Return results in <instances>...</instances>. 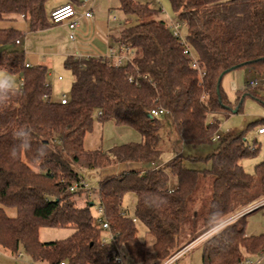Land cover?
Instances as JSON below:
<instances>
[{"label": "trees", "instance_id": "trees-1", "mask_svg": "<svg viewBox=\"0 0 264 264\" xmlns=\"http://www.w3.org/2000/svg\"><path fill=\"white\" fill-rule=\"evenodd\" d=\"M48 1L0 0V69L23 77L20 91L0 106V247L25 253L32 264H120L115 255L121 247L134 264H146L153 255V264H160L218 227L201 242L202 264H242L248 256L261 255L264 234L247 235L249 213L225 223L223 230L219 225L264 196V159L252 172L242 163L261 150V143H251L247 133L264 125V118L238 132H218L221 116L241 111L245 97L264 99L250 81L236 89L235 101L222 85L236 69H251L264 80V0H170L178 21L186 25L185 37L201 70L192 66L170 24L159 17L161 7L119 0L126 22L112 37L129 51L130 60L117 64L106 56H67L65 67L74 79L66 103L53 98L46 64L27 66L25 50L16 47L23 32L2 25L21 15L32 31L54 25ZM156 109L168 113L155 115ZM95 119L130 125L142 139L88 149L85 138ZM166 119L183 144H211L219 136L216 149L206 156L177 152L161 164ZM186 161L210 166L190 168ZM134 162L140 166L98 182V204L115 234L114 241L103 245L92 191H71V186L85 178V171ZM170 173L177 179L175 189L169 187ZM209 177L212 192L201 226L188 225L190 203ZM83 193L84 201L77 198ZM127 194L136 198L133 216L123 206ZM6 207L15 208L17 215H8ZM139 223L152 236L151 250L139 237ZM46 226L74 231L45 242L40 230Z\"/></svg>", "mask_w": 264, "mask_h": 264}, {"label": "rangeland", "instance_id": "rangeland-1", "mask_svg": "<svg viewBox=\"0 0 264 264\" xmlns=\"http://www.w3.org/2000/svg\"><path fill=\"white\" fill-rule=\"evenodd\" d=\"M60 0H49L47 3V8L50 10L51 7L59 2ZM141 2H148L150 3L151 6L153 7H161L164 11L159 15L160 18L166 19V21L171 24L173 21H178L177 14L172 8V5L170 3V0H138ZM102 5L104 6V12L107 9H110L113 13V15L117 16L119 18L118 21H121V25H125V20H126V15L123 13V11L120 9V1L119 0H102ZM110 7V8H109ZM186 30V27H184V31ZM118 31V30H114ZM116 33V32H114ZM118 33V32H117ZM63 37V36H62ZM92 36L89 38H85L82 40L79 36L75 40H72V42H82V46L85 48L90 46L92 50H94V45L90 44V39ZM69 37L64 36L62 40L64 43L68 41ZM35 40V39H32ZM70 40V39H69ZM101 40V39H100ZM98 39V41H100ZM23 39V44L21 45H16L17 48L19 49H25V43ZM36 42L34 41L33 43V52L37 51ZM54 44H51V42H43V45L40 48L41 53L45 54V57L47 58L49 62L51 61L50 56L52 55L51 53L55 52L56 48ZM59 58L56 61V67L51 68L52 71V76L49 77V80L52 84V88L54 90L53 98H60L63 94H66L67 96L70 95V89L72 87V82H73V74L72 72L65 67V60L66 57L65 55H58ZM46 58L43 60H40V62H32L33 65L37 64H43L46 61ZM51 63V62H50ZM12 74V73H11ZM13 78L16 81L17 87H20L21 84V79L19 75L12 74ZM62 76L63 79L59 80L58 77ZM256 75L251 69L245 68V69H236L234 71H231L227 73L222 81L223 88L226 90L228 93L229 97L231 100L235 101L236 99V88H244L246 84L249 81H252L256 79ZM235 81H234V80ZM233 80V81H232ZM233 85H237L236 88L234 89ZM257 89V91L260 94L264 95V80L259 79V84L254 87ZM165 116V115H164ZM264 118V99L259 100V99H254L252 97H245L243 100V106L242 110L239 112L232 113L228 117L221 116V125L218 134L223 135L228 132H238L240 130H243L247 127V125L250 122H253L258 119H263ZM164 123L167 124L163 128V139L160 143V146L163 150L161 154V161L163 163L168 162L169 160L173 159L176 155L177 152H183L185 155L192 154L195 156H206L209 153L213 152L218 144V139H215V141L211 144H206V145H200V146H191V145H186L183 144L179 134L177 133L176 130L173 129L168 123L167 119L164 120ZM263 126V125H262ZM260 126V127H262ZM258 127L257 129L250 130L247 133V138L248 140L252 143L255 139L257 140L258 144L261 143V150L258 155L250 157V158H245L242 160L244 163L245 169H249L248 171H253L255 164L258 163L259 161L264 159V134H257V130L260 128ZM137 136L139 139H142L141 134L132 126L130 125H119L114 123L113 121H105V122H100L98 119H95V125L94 129L92 132H89L86 136L85 139V147L87 148H98L101 147L105 150L112 148L113 146L127 143L128 141H135L137 140ZM165 161V162H164ZM134 166H126L124 168H135L139 167L140 163L134 162L132 163ZM186 165L190 168H195V169H202L204 167L210 166L208 163L202 162V161H186ZM132 166V167H131ZM109 171H114L112 170H105L101 175H97V173H92V171H85V176L86 180L90 186V190L92 191L91 197L95 203V205L92 206L93 213H97L96 208L98 205V194H97V189L98 188V181L102 177L106 176L109 174ZM212 178H206L203 180L202 184L198 188L196 194H195V199L193 202L190 203V209H191V215L192 218L189 220L190 222L188 225H193L194 223L197 224L198 226H201V222L203 219V216L206 213V206L208 205V201L211 196L212 192ZM177 183L176 176L170 173V181H169V187H171V184ZM86 193H83V195L80 197V195H77L78 199L83 198L82 201H84ZM132 195V194H128ZM132 196H127L124 198V202H130L132 201ZM6 211L8 215L10 216H16L17 215V210L12 207H6ZM255 213H264V206L261 208H258L257 210L251 212L248 214H255ZM140 225V223L138 224ZM74 231V229L70 226L68 227H42L40 230V239L42 241H53V240H61L69 235ZM139 232L140 236L142 238L145 237V229L143 226L139 227ZM148 238L146 239L148 243V247L151 250L152 249V236H147ZM145 239V238H144ZM201 246L197 245L191 251L192 253H195L199 251ZM120 252L125 256L127 261L131 263V260L126 256L125 249L123 247L120 248ZM23 256H18L17 254H13L10 251H7L3 248L0 247V264H32L29 257L25 254L22 253ZM154 261H156L154 255L153 257L149 258V261L146 264H153ZM40 264H49L48 262L44 261Z\"/></svg>", "mask_w": 264, "mask_h": 264}, {"label": "crops", "instance_id": "crops-1", "mask_svg": "<svg viewBox=\"0 0 264 264\" xmlns=\"http://www.w3.org/2000/svg\"><path fill=\"white\" fill-rule=\"evenodd\" d=\"M65 3H67L66 0H60L59 2L54 4L50 10L52 11L54 8H56L62 4H65ZM75 6H76L77 10L80 12H83L88 8L87 5H83V4H80V5L76 4ZM103 9H104V6L102 5V0H96V2L94 3V6H93V16L91 18L79 17V27L76 30L77 38L79 36L82 40H84L85 38H88V37L90 38L92 36V38L90 39V44L94 45V47H93L94 50H92V48L90 46H88V47L85 46V48H84L83 47L84 45L82 46V42L81 43L72 42L71 40L68 39V41H66L64 43L62 38L64 36L68 37V32H69V29H68V26L66 23L54 24V25H52L48 28H45V29L38 28L36 31H32L29 27V22L24 17H22V15H21L17 18L16 21L5 20L2 23V25L3 26L13 25L23 32V36L21 38V40H22L21 44H23V39H24L25 40L24 41V43H25V49L24 50H25V53L27 56V63H29L31 65H33L32 62H40V60H43L44 58H46L45 54L41 53V51H40V48L43 45V42H51V44L55 45V47H53V48L57 47L56 51L54 53L53 52L51 53L52 54L50 56V59H51L50 62L51 63L48 60V56L46 58V60H48V61L43 63L49 67V77H51L52 76L51 68H53V70H54V67H56L57 59H61L58 57V55H65V56H69V55L107 56V54L109 53L111 48L116 53H119V54L120 53L121 54H125V53L130 54L128 50L121 49L113 41L112 36H116L119 33V31L123 28V25L120 24L121 21H118L119 18L115 15L114 16L116 18L110 17L111 14L113 15V13L110 9L105 10V12ZM162 13H163V11H162ZM114 30H118V31H114ZM114 32H116V33H114ZM32 39H35V40H32ZM98 39L99 40L101 39V40L98 41ZM34 41L36 42L35 46L37 48L36 49L37 51H35V52L32 51ZM16 45H18V44H16ZM58 79L62 80L63 77L59 76ZM49 82H50V80H49ZM50 84H51V82H50ZM236 86L237 85H233L234 89L236 88ZM51 87H52V84H51ZM53 94H54V90L52 88V96H53ZM56 99H60V98H56ZM257 134H259L258 130H257ZM135 141L136 142L141 141V139H139V137L137 136V140H135ZM128 142H130V141H128ZM88 149H91V148H88ZM162 163L163 162L161 161V164ZM125 165L126 166L127 165L128 166H130V165L134 166L132 163L118 164V165L108 169V170L114 169V171H109L110 172L109 174H118L121 170L126 169V168H124ZM243 166H244V163H243ZM248 170L249 169H247V171ZM249 172H251V171H249ZM92 173H95V174L97 173V175H101L103 172L92 171ZM85 178H86V176H85ZM176 187H177V183H175V184L172 183L170 189H175ZM127 196H132V198H131L132 201L130 203V202H128V200H127V202H124V200H123V206H124V208H126L128 210V213L133 216L134 211H135L136 198L133 194L132 195H128V194L125 195V197H127ZM255 210H257V209H255ZM255 210H253V211H255ZM253 211H251V212H253ZM140 226L144 227V225H142V224L138 225V227H140ZM144 229H145V227H144ZM246 233H247V235L264 234V213L263 214L255 213V214H251V215L247 216ZM139 237L142 240H146L147 239L146 231H145V237H144L145 239L140 236V232H139ZM201 242H202V240L197 242L186 254H184L179 259L177 264H202V247L200 248L199 251L191 254V251H193L195 246H197V245L201 246ZM18 256H23V254L20 255V253H18ZM247 259H251L253 261L252 264H264V252L259 256H248ZM126 262H127V264H134L132 262L129 263L127 261V259H126Z\"/></svg>", "mask_w": 264, "mask_h": 264}, {"label": "built area", "instance_id": "built-area-1", "mask_svg": "<svg viewBox=\"0 0 264 264\" xmlns=\"http://www.w3.org/2000/svg\"><path fill=\"white\" fill-rule=\"evenodd\" d=\"M80 1L83 5L88 6V8L83 12L78 11L75 5H73L71 3H65V4H62V5L54 8L50 13V18L55 24H62V23L67 24L68 29H69L68 37L71 41L75 40L77 38L76 30L79 27V17L91 18L93 16V6H94V3L96 2V0H80ZM162 11H164V10H162ZM22 17H24V16L22 15ZM110 17L116 18L112 14L110 15ZM170 27L173 31V34L179 39L180 43L184 46V53L191 60L192 66L201 70L197 56L194 53V51L192 50L190 44L186 40L185 31H184V27H186L185 23L184 22L182 23L180 21H173V22H171ZM21 43H22L21 38L16 40V44L20 45ZM106 57L107 58H113L117 64H124L130 60L131 55L128 53H125V54L116 53L111 48ZM30 65L31 64L27 63V66H30ZM203 74H204L203 71H201V75H203ZM20 79H21V84H20V87H18L19 89L21 88V86L23 84V77L20 76ZM258 84H259L258 79L250 81V85L252 87L257 86ZM60 100L62 103H66L68 100V96L66 94H63L60 97ZM152 113L155 115H164V114L168 113V111L166 109H156V110H153ZM258 133H260V134L264 133V125L258 129ZM216 138L218 139L219 136H216ZM250 148L254 149V145H251ZM81 188L89 189V190L91 189L86 178H83L82 180L75 182L71 186V191H76V190L81 189ZM262 206H264V196L253 201V202H251L246 207L237 211V213L235 215H233L231 218H229L228 220H226L222 224L230 222L233 219L239 218L242 215L250 213L251 211L258 209ZM96 211H97L98 221L102 225V228L104 230V235L102 237V244L103 245L109 244L110 242L114 241L115 234L110 230V225L106 221L105 213H104V207L101 204H98ZM217 228H214V229L204 233L203 235L199 236L197 239H195L192 242H190L189 244L185 245L183 248H181L180 250L175 252L173 255H171L169 258H167L166 260H164L160 264H177L179 259L184 254H186L197 242L205 239L211 233L216 231ZM20 255H22V254L20 253ZM115 259L120 264H127L125 256L120 252V248L117 249ZM252 263H253V261L251 259H245L242 264H252ZM62 264H64V262ZM136 264H138V263H136Z\"/></svg>", "mask_w": 264, "mask_h": 264}, {"label": "clouds", "instance_id": "clouds-1", "mask_svg": "<svg viewBox=\"0 0 264 264\" xmlns=\"http://www.w3.org/2000/svg\"><path fill=\"white\" fill-rule=\"evenodd\" d=\"M20 89L17 87L13 75L5 69H0V106H3L6 101L12 99L13 95L18 93ZM23 133L17 135V139H21ZM225 224L219 225V230H223Z\"/></svg>", "mask_w": 264, "mask_h": 264}, {"label": "water", "instance_id": "water-1", "mask_svg": "<svg viewBox=\"0 0 264 264\" xmlns=\"http://www.w3.org/2000/svg\"><path fill=\"white\" fill-rule=\"evenodd\" d=\"M235 112H237V110H236V109L234 110V113H235Z\"/></svg>", "mask_w": 264, "mask_h": 264}]
</instances>
